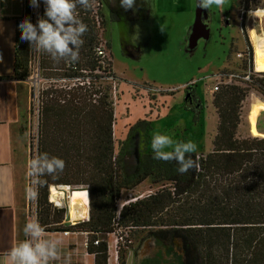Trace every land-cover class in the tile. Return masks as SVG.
I'll return each instance as SVG.
<instances>
[{"label": "trees", "instance_id": "trees-1", "mask_svg": "<svg viewBox=\"0 0 264 264\" xmlns=\"http://www.w3.org/2000/svg\"><path fill=\"white\" fill-rule=\"evenodd\" d=\"M39 2L42 17L45 5L43 0ZM76 13L88 25L79 60L56 62L47 53L38 54V67L48 86L39 95L37 153H48L65 161L63 172L56 178H42L47 183L39 188V222L50 233H86V253L93 256V264H107L108 244L99 238L114 235L116 230H146L148 238L167 250L174 240H179L182 257L177 264H264V138L237 137L245 89L238 85L222 86L214 93L212 103L218 123L212 151L206 155L189 154L198 167L180 174L175 161L154 159L147 132L143 134L139 162L125 161L123 145L117 166L111 88L101 83L103 77L98 74L106 72L108 78H116L111 53L108 62L106 55L101 57L96 53L100 30L95 25L92 9L78 6ZM99 16L104 27L102 11ZM18 24L13 76L0 80L28 79L30 47L20 40ZM106 49L110 51V45L106 44ZM249 65L252 68V50ZM258 74L264 77V73ZM252 82L253 88L264 93V79ZM187 98L193 104L187 111L197 124L202 104L194 87L188 89ZM144 129L151 130L150 123L137 122L129 129L127 138ZM30 155L32 158V152ZM148 178L153 183H170V187L126 204L118 214L116 203L121 190L136 187ZM51 186L70 187V190L71 186L85 188L89 198L88 221L64 226L66 208L48 203ZM83 196L78 192L71 194L70 203L84 209V204L79 205L76 200ZM122 258L120 254V264H125Z\"/></svg>", "mask_w": 264, "mask_h": 264}, {"label": "rangeland", "instance_id": "rangeland-1", "mask_svg": "<svg viewBox=\"0 0 264 264\" xmlns=\"http://www.w3.org/2000/svg\"><path fill=\"white\" fill-rule=\"evenodd\" d=\"M101 2L105 25L102 33L100 30V40L104 44L107 62L110 61L111 53L112 72L116 78H108L106 72L98 74L103 77L101 83L111 88L115 118L114 161L117 166L120 165L117 163L123 145L125 161L133 164L139 162L143 134L146 132L150 140L157 131L172 136L176 141L191 140L197 145L194 153H210L218 123L212 103L214 94L211 92L216 75L230 77L233 85L245 89L237 137L251 136V113L256 105L258 110L254 126L259 133L264 134V93L251 86L252 80L259 81L264 77L259 76V72L249 65V53L252 50L253 56V46L248 36L251 28L264 36V15H249L250 10L264 8V0H227L223 8L213 6L209 10L197 8V0H164L163 5L167 4L173 10L172 14L160 16L155 12L156 0H136L135 9L127 11L120 7V0H115V5L112 0ZM183 7L189 10H183ZM27 9L31 22L36 24L40 17L39 8H31L27 0ZM110 14L114 23L109 19ZM106 44L110 45V51L106 49ZM38 54L39 52L30 49L28 77L33 72V65H38ZM102 66L106 67L105 64ZM247 76L249 79H246ZM251 76L253 79L250 80ZM47 86L48 81L43 76V71H40L37 83L39 93ZM193 87L202 104L197 124L193 123L192 113L187 111L193 107L187 98L188 89ZM137 113H142L143 116L136 115ZM135 116L138 121L130 120ZM28 120L29 117L24 123L23 131L33 157L37 154L39 127L33 128ZM139 121L149 122L151 130L134 132L127 138L129 129ZM165 187H170V183H153L148 178L136 187L121 190L116 203L117 213L126 204L148 197ZM69 188L66 187L67 192L54 198V201H50L48 190V203H52L53 207L61 205L67 211L71 204L68 198L78 192L84 196L76 198L77 204L83 205L88 195L85 188L71 186V190L85 191H71ZM37 206V199L28 200L27 222L38 217ZM82 220L70 222L66 213L63 225L76 226L83 223ZM147 233L146 230H116L114 235L100 237L99 240L108 244L107 264H120V254L125 264H142L153 260L160 264H177L179 257H182L180 241L174 240L171 249L165 250L158 247L152 238H148ZM81 237L83 239L78 241L70 240L63 248L71 256V264L77 263L76 261L79 264H89L90 258L84 246L85 236ZM86 240L88 242V236Z\"/></svg>", "mask_w": 264, "mask_h": 264}, {"label": "clouds", "instance_id": "clouds-1", "mask_svg": "<svg viewBox=\"0 0 264 264\" xmlns=\"http://www.w3.org/2000/svg\"><path fill=\"white\" fill-rule=\"evenodd\" d=\"M227 0H197V8L209 10L213 6L223 8ZM44 15L38 17L36 24L30 17H25L18 24L21 30L20 40L27 42L30 49L47 53L59 62L63 60L75 63L79 60V50L83 45V35L88 31V25L77 16L76 9H94L97 0H43ZM115 5V0H112ZM136 0H120V7L125 11L135 9ZM29 6L38 9L39 0H29ZM250 16L264 15V8L250 10ZM2 60V57H0ZM182 124V122H180ZM151 148L156 160L175 161L180 174L198 167L191 157L197 151V145L191 140L176 141L168 134L155 132L151 139ZM65 168V161L50 156L48 153H37L27 162V176L30 178L25 187L26 199L34 201L39 194V188L47 181L44 176L56 178ZM25 239H18L5 254L6 264H71L70 254L62 248L63 233L46 231L37 218L25 223L23 227Z\"/></svg>", "mask_w": 264, "mask_h": 264}, {"label": "crops", "instance_id": "crops-1", "mask_svg": "<svg viewBox=\"0 0 264 264\" xmlns=\"http://www.w3.org/2000/svg\"><path fill=\"white\" fill-rule=\"evenodd\" d=\"M163 3L164 0H156V15L172 14L173 9ZM26 9V0H0V78L13 76L16 28L26 17ZM30 107L31 85L28 80H0V264H6L4 257L12 245L18 239H25L22 231L28 215L25 187L30 179L27 176V162L31 156L23 130ZM130 120L134 122L138 118L135 116ZM71 235V238L64 236L62 248L70 240L83 239V233ZM89 258V264H93V256L89 255ZM142 264L160 263L153 260Z\"/></svg>", "mask_w": 264, "mask_h": 264}, {"label": "built area", "instance_id": "built-area-1", "mask_svg": "<svg viewBox=\"0 0 264 264\" xmlns=\"http://www.w3.org/2000/svg\"><path fill=\"white\" fill-rule=\"evenodd\" d=\"M101 9H102V2H101V0H97L95 8L92 9V16L94 18V22H95L96 27L99 30H101V33H102L101 19L99 16V12H101ZM103 45L104 44L100 40L99 46L96 49L97 55L101 56V57L105 56V51H104ZM39 79H40V70H39L38 65L34 64L33 65V72L28 77V82L31 85V107L29 110L28 122L31 121L33 128H35V129L38 128V125H39V112H40L39 95H40V93H39V90L37 89V83L39 82ZM246 79H249V76H247ZM230 85H233L232 78H230V77L227 78V77H224L221 75H216L214 77V80H213V87H212L211 92L214 94L219 90L220 86H230ZM113 127H114V125H113ZM57 189H60V188H57ZM55 207L61 208L59 205H56ZM84 210H85L84 219L82 221L87 222L89 219V198H88V195H86V197H85ZM32 211H33V208H32ZM63 234L65 237H67L73 233L63 232ZM83 236H85L84 246L86 247L87 246V240H86L87 234L83 233ZM97 243L98 242H95L94 244H97ZM116 243H117V241H116Z\"/></svg>", "mask_w": 264, "mask_h": 264}, {"label": "bare ground", "instance_id": "bare-ground-1", "mask_svg": "<svg viewBox=\"0 0 264 264\" xmlns=\"http://www.w3.org/2000/svg\"><path fill=\"white\" fill-rule=\"evenodd\" d=\"M248 34H249L250 42H251V44L253 46V67H254V69L257 72L264 73V36L259 35L254 28H251L249 30ZM257 110H258V108H257V105H256L253 108V111L251 113V136L252 137H262V138H264V134L263 133H259L255 129V126H254V120H255V117H256ZM71 191H73V190H71ZM49 192H50V195H51V200L50 201H54V198H56L58 196L61 197L64 194V192H67V191H66V187H62L61 186L60 189H57L55 186L54 187L51 186L49 188ZM70 198L71 197L68 198L69 203H70ZM57 204H59V203L57 202ZM82 219H84V210L82 208H79V207H76V206L70 204L68 206V209H67V220H69L70 222H76V221H79V220H82Z\"/></svg>", "mask_w": 264, "mask_h": 264}, {"label": "flooded vegetation", "instance_id": "flooded-vegetation-1", "mask_svg": "<svg viewBox=\"0 0 264 264\" xmlns=\"http://www.w3.org/2000/svg\"><path fill=\"white\" fill-rule=\"evenodd\" d=\"M112 18H113V17H112V14H110L109 19H110V21H111L112 23H114V21L111 20ZM248 33H249V31H248ZM248 36H249V34H248ZM192 105H193V104H192Z\"/></svg>", "mask_w": 264, "mask_h": 264}, {"label": "water", "instance_id": "water-1", "mask_svg": "<svg viewBox=\"0 0 264 264\" xmlns=\"http://www.w3.org/2000/svg\"><path fill=\"white\" fill-rule=\"evenodd\" d=\"M197 12H199V10L197 11ZM199 16V15H198ZM197 17V16H196Z\"/></svg>", "mask_w": 264, "mask_h": 264}]
</instances>
